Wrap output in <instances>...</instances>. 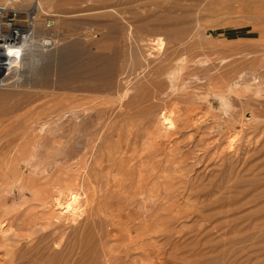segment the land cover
Masks as SVG:
<instances>
[{"label": "rangeland", "instance_id": "374dc122", "mask_svg": "<svg viewBox=\"0 0 264 264\" xmlns=\"http://www.w3.org/2000/svg\"><path fill=\"white\" fill-rule=\"evenodd\" d=\"M0 5L36 19L0 87V264L264 263V0ZM67 171L154 174L152 201L122 212L139 226L150 203L149 244L113 261L103 214L58 218L45 203Z\"/></svg>", "mask_w": 264, "mask_h": 264}, {"label": "bare ground", "instance_id": "6f19581e", "mask_svg": "<svg viewBox=\"0 0 264 264\" xmlns=\"http://www.w3.org/2000/svg\"><path fill=\"white\" fill-rule=\"evenodd\" d=\"M37 4V6H39L38 2ZM35 9L37 10L36 7ZM28 13L30 16H32L33 12L29 10ZM30 20L31 25L29 31L20 34L18 41L12 46L7 47L6 49L2 47L0 50V87L10 86L13 81L16 80L15 78L11 80L10 75L14 74L16 76L18 73H23L26 70L25 65H28L31 55V52L28 49H30V43L33 41V26L36 24L35 17H30ZM51 44L52 43L49 40L45 39L43 41V45L45 46H50ZM129 172L131 171L129 170ZM133 172L134 170L132 171V173ZM140 172L141 171H139V173ZM141 174L142 172L138 174V178H136L134 182L132 179V183L130 181L131 178L112 175V177L107 178L104 182L100 181V184L97 185L95 182L88 179L79 181L77 178H75L74 180H72L74 177H70L69 172L67 171L65 177H58L60 178L58 182L59 188H56V193L50 195L51 200H45V204L49 203L48 205L51 204L52 208L53 206L55 207L54 211L58 218L71 222H76L78 221V219L85 216L88 217L90 215L92 217H99L101 216V214H103L105 225L103 229L104 254L109 259L116 261L121 257V254H128L130 252V243L135 242L136 245H139V248H142L145 243L149 244L150 242L149 236L152 231L149 220L152 221L153 219L150 212V203H148L149 206H146L145 208L147 212L145 210V212H143V224H141V222L139 223V226L141 227L136 224H129V221L131 222V215L129 214L130 212L125 215L122 214L124 209H128V206H130V204H133L132 202H135L132 198H130L132 196H129L132 193L137 194L139 196V199H141V202L144 200H147V202L152 201L150 199L152 197V190L150 191V187L154 184V174H148L146 177H144V174L143 176ZM131 176H133V174ZM67 180L71 181H69L66 185L65 183L67 182ZM18 183L22 184V186L23 184H25L22 180ZM122 191H128V193H130L123 198L124 206H122V208H119L118 210H114V208H112L113 204H108L107 200L115 197V195L117 194L120 195ZM147 207L150 209H147ZM131 231H134L136 234L133 236L131 234Z\"/></svg>", "mask_w": 264, "mask_h": 264}, {"label": "built area", "instance_id": "2783aa9c", "mask_svg": "<svg viewBox=\"0 0 264 264\" xmlns=\"http://www.w3.org/2000/svg\"><path fill=\"white\" fill-rule=\"evenodd\" d=\"M3 6L0 5V50L2 47L6 49L12 46L18 41L20 34L29 31L30 17H34L33 14L30 16L29 11H27L26 17L22 20L24 25H21L19 23L21 20L17 19L19 11Z\"/></svg>", "mask_w": 264, "mask_h": 264}]
</instances>
